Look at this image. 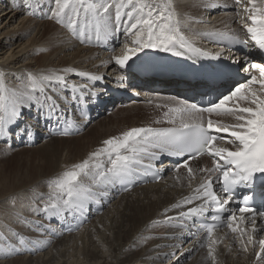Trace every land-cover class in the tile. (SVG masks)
<instances>
[{"label":"bare ground","instance_id":"1","mask_svg":"<svg viewBox=\"0 0 264 264\" xmlns=\"http://www.w3.org/2000/svg\"><path fill=\"white\" fill-rule=\"evenodd\" d=\"M119 2L107 0L112 5L109 15L113 23L115 4ZM212 5L220 7L213 8ZM172 6L188 41L209 55H196L184 50L185 55L177 56L156 49H145L129 62V67L121 69L113 57L125 54L127 48L132 46L131 37L124 33L126 16L122 17L115 30L110 28L108 34L103 30L100 32L109 42L108 49H100L89 43V38L97 35L93 25L80 34V22L85 18L83 10L77 18V34L74 35L67 27V18L63 23L49 18L50 9L55 7L54 0H39L38 7L34 3V15L29 14L31 9L24 6L23 0H0V72L5 74L6 87L18 92L26 90L28 73L48 75L56 72L66 77L67 84L65 87L54 83L55 97L60 107L51 119L43 116L37 118L36 106L30 109L25 107L22 119L11 126L9 135L0 137V142L5 144L0 145L7 149L14 146L28 149L46 143L41 151L45 156L54 155L57 158L50 172L46 173H52L51 177L40 175L22 184L16 191L0 195V264H67L73 258L74 245H83L86 241L91 246L82 253L87 264H264V261L257 262L253 245H248L247 251L242 250L239 240L234 239L237 234L232 233L226 223L213 232V239L220 241L215 245L216 260L208 256L206 232L200 226L205 221H212L211 215L215 213L211 210L204 217L176 218L170 224H152L153 221H165L166 217H177L179 211H186L187 207L202 202L194 201L181 209L172 207L184 197L192 195L193 189L206 178V174L199 169L212 167V159L207 154L196 159L184 157L195 174L191 180L187 169L182 166L184 162L176 163L172 161V157L176 156L160 154L162 159H168L144 160L162 175L159 181L137 185L129 192L120 190L116 183L94 187L96 195L85 203L82 211H78L90 221L81 227L72 226L77 233L64 232L62 227L67 221L72 223L68 214L76 210H66L55 217H49L44 211L33 210L37 206L43 209L48 199L50 189L47 181L85 159L102 145L103 140L133 127H171L164 117L168 107L180 101L192 103L187 97L195 95L203 82L181 80L174 71L156 65L150 58L159 57L171 64L178 61L198 66L208 64L209 60L222 61L221 65L233 69L237 77L225 73L213 86L221 96L247 82L248 75L242 71L247 65L242 58L247 57L249 62L264 63V56L258 49L240 44L229 47L225 44L227 41L203 35L204 32L220 31L235 34L242 40L250 39L242 27L243 23L250 22L246 20L248 14L244 11L246 0H241L240 4H236L235 0H172ZM87 18L90 20V15ZM217 53L222 54L221 58H214ZM233 60H239L240 63H232ZM138 63L146 65L145 73L152 75L142 77V72L136 70ZM66 68L75 71L64 72ZM80 72L102 76L103 79L92 81L88 76L79 75ZM250 72L256 74L254 70L250 69ZM157 84L163 89L156 90ZM180 84L185 87H179ZM73 85L87 87L81 94L79 90L73 91ZM204 86L207 87V84ZM119 94L125 97H119ZM81 97L86 98L93 108L90 119L81 115ZM139 114L144 116L139 117ZM156 115L160 117L159 122L153 120ZM209 118L225 125L235 122L228 116L204 111L185 115L189 123L206 125ZM63 121L72 124L73 134L53 136L49 126H61ZM27 125L31 126L32 135L40 141L37 145L27 143L32 136H28L25 131ZM213 134L218 136V147L234 150L235 145L226 142V139H231L228 133L213 131ZM63 137H78L80 139H76L77 142L83 145L78 151L61 150L54 140ZM213 187L219 195H223L219 192V182H214ZM96 204L104 207L101 214L96 213ZM237 207L238 202L235 200L231 208ZM165 209L169 211L166 213ZM220 215L226 219L228 213ZM237 215L240 213L237 212ZM242 226L247 227L249 232L252 227L249 224ZM257 227L264 228V218H258ZM87 230V235L82 236ZM21 237L24 238V244H20ZM253 237L255 241L264 239V231L254 233ZM148 238L149 244L145 249L136 251ZM194 251L197 254L190 261H185L184 257ZM255 251H259L258 243Z\"/></svg>","mask_w":264,"mask_h":264},{"label":"snow or ice","instance_id":"2","mask_svg":"<svg viewBox=\"0 0 264 264\" xmlns=\"http://www.w3.org/2000/svg\"><path fill=\"white\" fill-rule=\"evenodd\" d=\"M23 2L26 8L31 9L29 14L34 15L36 9L33 8V4L38 7L39 0ZM54 2L55 7L50 9L49 18L61 23L67 18V27L74 35L77 34V18L80 17L81 10L85 18L80 22V34L93 25L98 38L102 30L105 34H108L110 28L115 30L122 17L126 16L124 33L131 37L132 46L127 48L125 54L113 57L115 64L121 69L129 67V62L145 49H156L177 56L185 55L184 50L196 55H209L196 48L185 37L173 10L172 0H120L115 4V23L109 15L112 5H109L107 0L97 2L54 0ZM235 3L240 4L241 0H235ZM246 3L244 11L248 14L246 20L250 22L243 23L242 27L250 39L242 40L235 34L220 31L204 32L203 35L230 44L251 46L264 52V0H246ZM89 15L90 20L87 18ZM221 55L217 53L214 58L219 59ZM242 59L247 65L242 69L248 75L246 83L237 85L206 109L198 108L196 104L187 101H180L175 106L168 107L164 117L171 127H133L103 140L102 145L90 152L85 159L72 164L57 177L48 180L50 189L48 199L44 202L43 209L37 206L33 210L44 211L49 217L58 216L66 210L82 211L85 203L96 195L94 187L101 188L128 181L139 168L147 169L153 166L151 163L145 165V159L151 161L158 159L160 154L183 156L185 153L191 158H196L206 153L212 159V167L199 169L206 174V178L193 189L192 195L184 197L172 207L181 209L184 205L193 204L194 201L202 202L187 207L186 211H179L177 217H166L165 221H153L152 224H170L176 218L204 217L211 210L215 213L211 215L214 223L202 224L200 228L206 232L208 256L213 261L216 260L215 245L220 242L213 239V232L225 223L232 233L237 234L234 239L239 240L242 250L247 251L248 245H253L257 262L264 261V239L255 241L253 237L254 233L264 231V228L257 227L258 218H264V211L250 206L258 187L264 195V63L249 62L247 57ZM232 63L240 61L233 60ZM250 69L256 74H252ZM63 71L75 70L66 68ZM79 75L88 76L92 81L103 79L102 76L86 72H80ZM4 76L5 74L0 72V137L9 135L11 126L22 119L25 107L30 109L36 106L37 118L43 116L51 119L57 114L60 106L55 97L54 83L66 87L64 75H58L56 72L48 75L28 73L29 83L26 90L20 92L8 89ZM86 87L72 86L73 91L79 90L81 94ZM202 111L222 114L235 122L225 125L209 118L205 125L185 120L186 114ZM25 131L28 136L33 134L30 125L26 126ZM213 131L228 133L231 139L225 137L219 139H226L227 143L234 144V150L218 147L216 144L218 136L214 135ZM61 134L67 135V129ZM182 166L187 169L191 180L195 174L189 167L187 159ZM214 182H219V192L223 194L222 196L214 190ZM238 188L246 189L252 195L245 194L241 202L243 206L232 209L231 204L236 200ZM168 211L169 209H165L166 213ZM224 212L228 213L226 219H222L220 215ZM237 212L240 215H237ZM245 224L252 226L250 232L247 227L242 226ZM24 243V238L21 237L20 244ZM257 243L259 251H255Z\"/></svg>","mask_w":264,"mask_h":264},{"label":"rangeland","instance_id":"3","mask_svg":"<svg viewBox=\"0 0 264 264\" xmlns=\"http://www.w3.org/2000/svg\"><path fill=\"white\" fill-rule=\"evenodd\" d=\"M138 116L143 117L144 115L139 114ZM159 119H160L159 115H156L153 120L160 121ZM76 139H80V138L72 137L68 139V138L63 137V139L57 138L54 141H56L58 145H60V147L62 148L61 150L70 149L73 151H78L79 148L83 145V143L77 142ZM38 143H40V141H38L35 145H37ZM0 144H3V143L0 142ZM45 145L46 143H42L38 146H35L34 148L28 147V149H20V148L18 149L15 146L12 148L7 146L10 148V149H7L6 147L0 145V195L5 192L8 193L10 191L12 192L16 191L19 189V187L22 184L29 183L33 179L35 180L40 175H50L51 177L52 173L51 174H46V173L50 172L52 168V164L56 161L57 158L54 155H49V156L44 155L41 149ZM61 150H56V151L58 153H62ZM61 158L57 161V163L61 160ZM89 221L90 220H87L86 224ZM153 229L156 230L157 228H153ZM76 231L77 230H74L71 232L73 233ZM87 233H88V230L82 236L87 235ZM148 244H149V238H148V241L143 243L139 248H137L136 251H141L145 249V247ZM73 248H74V251L72 252L73 254H71V256L73 255V258L70 261H68L67 264H82V262L83 264H87V263H84L85 259H83L84 255H82V253H83V250L85 252L89 248H91L90 242L86 241L83 243V245L75 244ZM196 254H197V251H194L192 252V254L184 257V260L190 261V259H192Z\"/></svg>","mask_w":264,"mask_h":264}]
</instances>
